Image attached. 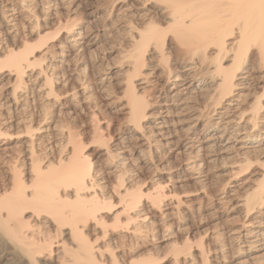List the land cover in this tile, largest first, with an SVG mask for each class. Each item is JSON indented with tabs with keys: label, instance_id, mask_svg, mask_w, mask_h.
I'll list each match as a JSON object with an SVG mask.
<instances>
[{
	"label": "bare ground",
	"instance_id": "obj_1",
	"mask_svg": "<svg viewBox=\"0 0 264 264\" xmlns=\"http://www.w3.org/2000/svg\"><path fill=\"white\" fill-rule=\"evenodd\" d=\"M57 2L63 5L64 0ZM143 3L150 5L144 14L137 11V24L143 26L139 28L130 21L123 25L132 46L129 54L126 49L127 57L125 54L128 69L124 90L126 114L132 124L130 138L134 140L123 134L113 137L104 133L99 121L93 120L90 133L102 146L100 155L104 157L103 164H97L75 131H49L47 124H41L40 131H29L24 122L28 131L23 135V146L14 151L9 142L19 134L11 131L12 116L0 119V158L7 163V175L0 182V264H162L156 252L161 244L170 253L171 264H209L210 258L224 249L217 240L222 232L212 236L215 241L211 247L201 238L192 243L182 228L186 215L180 216L192 212L193 207L173 192L171 183L140 185L144 170L155 168L159 173L160 156L166 149L180 156L177 179H191L200 185L209 180L216 163H220V170H227V179L215 193L217 201L235 199L244 209H253L246 211L227 235L232 244L238 245V255L260 259L258 264L264 258V0ZM45 6L40 0H0L4 28L0 34L12 38L14 29L9 22L19 14L34 23L36 31L42 16H50ZM150 8L155 16L150 15ZM119 19L116 17V21ZM84 24L77 18L65 24L57 22L53 32L49 29L43 34L31 28L27 34L38 37L35 43L27 41L20 47L16 38L9 49L0 45L4 53L0 67L13 68L18 83V90H11L6 100L10 108H17L19 94L26 89L24 69L32 63L36 44L45 43L48 55L43 56L46 61L39 71L43 82L38 91L49 98L51 81L57 75L56 63L51 60L55 55L60 57L58 62L72 59L78 72L83 70L81 55L89 44ZM52 33L55 37L45 42ZM152 55L156 57L153 67L145 68ZM252 70L260 74L257 83L252 82ZM151 83L169 90L163 99L165 109L159 112L150 111L154 104L138 93ZM208 89L213 91L211 96L194 104L193 99L190 101V95ZM172 113L180 115L181 130L169 120ZM51 135L55 137L52 140ZM53 146L59 147L56 157L52 155ZM253 167L257 170L252 172ZM251 172L250 176L258 179L252 180L246 196H237L234 181ZM249 179L242 178L239 184Z\"/></svg>",
	"mask_w": 264,
	"mask_h": 264
},
{
	"label": "rangeland",
	"instance_id": "obj_2",
	"mask_svg": "<svg viewBox=\"0 0 264 264\" xmlns=\"http://www.w3.org/2000/svg\"><path fill=\"white\" fill-rule=\"evenodd\" d=\"M8 1L9 0H7V2ZM12 1L10 0V2ZM40 2L44 5L46 4L45 7H47V9H50L49 11L50 16L48 17V19L47 17L42 16V19L39 20L40 22L37 24V26L35 25L36 31H38L37 29H39V31H41L40 34H43L44 32L50 31L49 29H51V32H53V29L57 26V22H59V24H65L77 18L81 20L83 24L85 23L84 25H86L88 28L89 35L87 39L89 40V44L87 45V47L85 48L84 52L81 55V61L84 63V65L81 66V69H83L81 72H78L76 66L74 67V61H72V59H70L69 61L58 62L57 60L60 59V57L57 55H55V57L51 59L52 63L54 64L56 63L55 66L57 67L56 69L57 75L51 81L53 84L52 85L53 88L50 91L51 93L49 92L50 98L48 94L38 91V85H40L43 82V74L40 73L42 75L40 76L39 71H41L42 69L41 67L43 66L42 64H45L44 62L46 61V59L44 61V57L47 55V52H46V49H44L45 43L40 44V45L36 44L35 46L36 50L34 51L33 53L34 55L31 58L32 63L24 69L25 73H24L23 80L26 83V89L23 95L19 94L20 98H18V102L20 103H18V106L16 109H12L10 108V106L6 104V100L10 98L9 93L12 94L11 90L13 91L18 90V87H17L18 83L15 81V78H14L15 70L8 66L0 67V103L1 102L5 103L2 106L6 105V107L0 106V119L1 118L9 119V116H12L11 131L13 132L18 131L16 134H19L17 135V138L9 142L10 146L13 147L14 151L15 150L17 151L23 146L22 143L25 140V136L23 135L26 134L25 132L26 130L28 131V127H29V131H31V129L33 131L35 128L36 129L34 131H37V130L40 131L39 127L41 126V124L42 125L47 124L49 131H57V130L75 131L77 133L76 138L79 140L81 145L84 146V149L90 154L91 160L97 161V164H103L104 157H101L100 155L102 146L98 145V142L95 141V138H93V136L90 133L91 129L89 127H91L90 124L92 123L93 120H97V122L99 121L98 124L104 133H110L113 137L116 134H123L124 136L128 137L127 139H130V141L134 140L133 138H130V136L132 135L131 133L132 124L129 123L130 121L128 120L129 118L126 114L127 105H126V95H125V90H124L125 83L127 80V76L125 74H127L126 72L128 69L127 64H126L127 61H125L127 59L126 51L128 50V54H129L130 50L132 49L130 47L132 46H130L131 43L128 40V31L123 29L124 28L123 25H125L126 22L128 23L130 21L129 23H134V25L136 24L137 27L141 28L143 24L142 23L137 24V22H140V20H137V18L140 14H144L145 12H147L145 8L148 4L143 3V0H64L63 5H62V2H57V0H40ZM144 5L145 7H143ZM148 7H150V5L147 6V8ZM114 8L115 9L117 8V9L115 10ZM108 9H111L112 11L111 10L109 11ZM116 11L120 13L117 14ZM137 11H139L140 14ZM109 12L111 13L109 14ZM113 12L115 13L113 14ZM129 12H131V14ZM149 12H150V15L153 14L155 16L153 9L150 8ZM51 13L55 15L52 16ZM134 13L136 16L135 18L133 17ZM122 16L125 19H123ZM116 17L117 19L121 17L122 18L116 21ZM9 24L11 25L10 29H14L13 35L14 34L15 35L14 36L12 35V38H11V37H7L8 35H6L5 33H1L0 34V42H1L0 45L2 47L3 45L8 46L7 49H9V47L10 48L13 47L12 42L15 41L16 38H17L16 41L18 40V42L16 43L20 47L23 46L22 43L23 44L27 43V41L31 43H35V40H38V37L35 34L34 35L27 34L29 33V30H31V28L32 30H34L33 29L34 23H29L23 14L16 15L15 19L13 21H10ZM2 25L0 23V30L4 29ZM117 29H118V32H117ZM36 31L34 30V32ZM54 37L55 35L52 33L45 40V42L50 41ZM31 38L33 39V41ZM1 53L3 52L2 51L0 52V57L2 56ZM125 54H126V57H125ZM85 55H86V58L84 59ZM151 57H152L150 58L151 61L149 59L147 60V62H145L146 63L144 65L145 68L153 67L156 57L153 55ZM38 63L40 64V66ZM78 73L80 75L79 78H77ZM250 73L253 74V75L251 74L252 82L257 83L259 81L258 79H259L260 74L256 70L255 72L252 70ZM33 81L34 82L37 81V82L34 83ZM33 83L34 85L31 86L30 84H33ZM83 88H86L85 95H83L81 92ZM208 90H209V93H208ZM208 90L203 93L204 95L200 93L198 94L196 93V95L195 94L190 95L191 96L190 101L193 99L192 101L194 104L195 102L202 101L203 99H205L207 95L211 96L210 92H213V91H210V89ZM73 92L74 94H72ZM138 93L142 95L144 98L148 99V101L152 103V105L154 104L155 107L153 106L150 109V111L159 112V110L165 109V105L163 104V99H164V95L169 94L168 88L166 87L162 88L161 84L155 85L154 83H151L150 85L146 86L145 89H140ZM87 95L88 96L90 95L88 97L90 100L87 98ZM74 96H75V99H74ZM24 104L27 106L25 107ZM7 108L9 110H7ZM10 110L13 111L12 115H11L12 111ZM16 110H18V112H16ZM91 112L93 113L91 114ZM14 114L16 115V117ZM29 118L31 119L30 120L31 123L28 120ZM168 118L170 121L174 122V125L176 128L181 127L180 115H177L176 113H172L168 116ZM21 119H23L24 121ZM26 119L28 120V122L25 121ZM24 122L27 124L28 127L26 126ZM54 125L57 126L58 128L57 127L53 128ZM60 128H63V129H60ZM54 138H55L54 136L52 135L50 136V140ZM15 145L17 146V148L15 147ZM134 146L137 148H143L142 145H140L139 147L138 144H135ZM58 149L59 147H56V146H53L51 148L53 156L56 157L58 155V152H59ZM160 158H161V163L158 164V167L161 169L157 171L159 173L156 174L155 168L154 169L152 168L153 170L151 169V171L147 170L146 172L144 170L143 173L141 172V175H140L141 178L139 179V181L142 180L140 185L142 184L150 185L151 184L152 186H157L159 185V183L160 185H164V184L169 185L171 183L173 192L176 195H179V196L181 195L180 197L183 198L187 204L193 207L192 212H187L186 214L184 212L180 216V219H181L182 216L186 215V217L182 218L183 220L182 228L184 231L188 232L189 239L191 240L192 243L195 241H199L201 238L203 239L204 242L209 243L210 245L208 246L211 247L213 246L212 243L215 241L214 239L215 233L218 231L222 232V235H220L221 238L218 237L219 239L217 240L220 243L222 242V246L224 245L222 248L224 249H221L219 251L221 254H217V257L212 256L210 258L209 264H242V263L243 264H258L260 259L259 261L257 259L256 260L254 259L255 260L254 261L251 256L238 255V250H239L237 249L238 245H236V243L234 242L232 244V241L227 235V232L230 228L236 227L241 222L244 216V213L246 211L253 210L251 209V207L244 209V207H242L241 205H238L240 203L237 202V200L235 199L232 201H226V202L224 201V203L223 201L220 202L221 200L217 201V196L215 193L217 192L218 187L222 185L221 182H224V180L227 179V174H226L227 172H225L227 170L225 169L220 170V166H221L220 163L219 162L216 163L217 166L215 165L214 168L212 167L213 168L211 169L212 173H210L208 176L209 180L207 179L206 180L207 182L204 181L200 183L199 185L198 183L193 182V180L191 179L189 180L188 179L180 180L179 178L177 179L178 170L176 169V166L180 160L179 159L180 156L176 154L174 151L166 149V151L164 150L161 153ZM2 159L0 158V174L3 172L0 175L1 177L0 182L2 181L4 176L7 175V170H6L7 163L4 162L5 159L3 160ZM228 164H230L229 161L226 162L227 166ZM254 170H257V168L253 167L251 171L253 172ZM252 172L247 173L245 175H240L238 176L237 180L234 181V184H236L235 190H236L237 196L238 194L242 198H243V195L246 196L245 192H249L250 190L249 191H245V190L246 189L248 190V188H250L253 185V183L258 179V177L256 176L255 177L257 179L255 177L250 176ZM223 173H225V175ZM247 177H250V179L246 180L245 184L241 186L239 184L240 181H242L241 179L242 178L247 179ZM253 179H254V182L252 181ZM237 187L238 188L240 187L239 191ZM203 193L206 196H204ZM208 193L210 196L207 195ZM197 209L198 210L200 209V211H198ZM216 229L218 230L216 231ZM225 234L227 236H224ZM221 239L223 241H221ZM156 252L158 253L159 258H162L158 261H162V264H171L170 257H169L170 253L168 252V250H166V246L164 244H161L156 249ZM262 259L264 258H261V263L264 261V260L262 261Z\"/></svg>",
	"mask_w": 264,
	"mask_h": 264
}]
</instances>
